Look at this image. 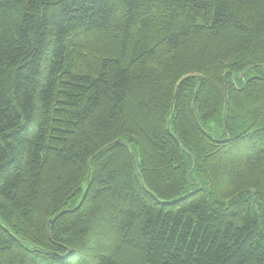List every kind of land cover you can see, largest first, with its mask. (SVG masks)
<instances>
[{
  "label": "trees",
  "instance_id": "obj_1",
  "mask_svg": "<svg viewBox=\"0 0 264 264\" xmlns=\"http://www.w3.org/2000/svg\"><path fill=\"white\" fill-rule=\"evenodd\" d=\"M0 264H264V0H0Z\"/></svg>",
  "mask_w": 264,
  "mask_h": 264
}]
</instances>
